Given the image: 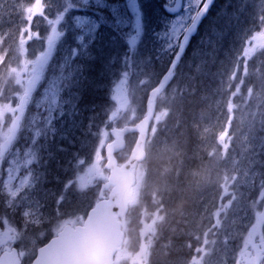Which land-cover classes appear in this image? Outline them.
Instances as JSON below:
<instances>
[{
  "label": "rangeland",
  "instance_id": "obj_1",
  "mask_svg": "<svg viewBox=\"0 0 264 264\" xmlns=\"http://www.w3.org/2000/svg\"><path fill=\"white\" fill-rule=\"evenodd\" d=\"M225 1L216 4L212 18L218 14V5ZM239 1L242 5L252 1L255 9L243 11L238 7L233 16L237 19L238 42L248 57V65L236 70L229 81L232 78L251 81L250 69L254 68L251 60L264 51V0ZM64 2L0 0V210L3 214L0 211V253L18 246L24 264H29L36 248L61 227L82 222L91 198L93 204L98 199V191H94L96 170L105 174L104 146L110 141V128L116 126V119H121L123 126L128 119L138 117L137 111L149 88L161 78L176 52L168 49L165 39L174 19L163 7L165 0H140L144 32L136 50L128 53L125 39L104 28L100 54L109 69L101 73L89 66L82 75L72 78L74 65L69 50L75 47L72 43L75 29L67 18L58 23ZM109 3L123 6L126 0H109ZM226 7H222L225 14ZM121 10L127 12L124 7ZM240 18L256 25L254 35L247 38ZM60 31L65 36L58 40ZM128 31L124 29L125 33ZM228 34L227 31L220 36L221 47L224 46L221 55H231L230 64L235 67L232 55L238 52V42L232 45ZM110 43L108 48L103 47ZM111 52L117 59L109 56ZM186 65L187 60L177 75L189 73L184 69ZM172 90L170 87L159 99L157 122L145 145L151 159L167 148L158 133L163 129L159 124L165 119V104ZM250 94L249 90L243 94L228 91L215 103L216 109L212 107V118L205 119L201 114L203 134L199 135L194 151L197 155L217 156L227 168L222 173L213 171L207 180H198L200 184L193 186L198 190L190 214L193 217L179 234L188 238L187 245L181 246L180 241L155 242L152 225L156 219L139 223L135 216L128 215L124 222L130 226V237L118 248L114 264H160L157 261L160 251L170 264H245L241 256L247 238L260 241L263 236L264 241V234L260 236L258 227L253 225L264 216V170L257 169L253 175L246 171L247 165L254 166L257 161L264 165V96L257 92ZM84 97L91 105L98 106L88 121L85 113L94 110L90 104V107L84 105ZM236 108L241 110L236 112ZM81 144L85 145L84 151H80ZM64 156L67 163L77 165L75 195L64 184L53 185L60 173L73 175L68 167L61 172L62 164L53 166L54 160L59 161V157L63 160ZM80 162L83 164L79 165ZM134 173L144 174L145 168L138 166ZM257 184L258 198H250L249 193ZM200 191L204 197L199 195ZM199 226L201 229L197 231ZM184 246L190 250L188 253L170 254L171 249L177 252Z\"/></svg>",
  "mask_w": 264,
  "mask_h": 264
},
{
  "label": "bare ground",
  "instance_id": "obj_2",
  "mask_svg": "<svg viewBox=\"0 0 264 264\" xmlns=\"http://www.w3.org/2000/svg\"><path fill=\"white\" fill-rule=\"evenodd\" d=\"M229 5H232L231 8H234V10L229 11V14L227 13L217 18H211L208 20H207L208 15L206 14L201 22L203 23V25H201L198 31L191 37L192 45H187L186 47L188 51H192L193 50L192 46L196 48L198 41H200L203 48L206 49V52L202 50H200V52L193 50L192 52L187 53V57H186L187 62L188 63L195 62L197 65H203V64L208 65L211 62L214 66L219 68L216 69L215 72L210 71L209 74L206 75V79H205L206 83L203 84L204 88L201 89V91L194 93L193 95V98L196 99L197 107L196 109L193 107L192 112L196 113L198 107H200L198 111L204 109L203 112L202 111L198 112V116H202L201 114H203V117L205 119H208L213 115L212 107L216 109L215 103L218 100H220L223 96H226L227 92L230 91L231 88L227 85V83L229 82V76H233L236 70L237 71L241 70L242 66L246 67L248 65V57L245 53H243L242 44L238 42L239 26L235 22L237 19L233 18L234 13L232 12L237 10L238 7H241L242 9L240 10L243 11L246 10L245 8L254 10L255 6L252 1H246L244 5H242L241 1L239 0H234L233 3L226 0L225 2L218 5L217 8L218 14L223 13L222 7L224 6L229 7ZM241 21H242V25L243 24L245 25L243 31L249 32L251 28H253L254 30L257 28L255 24H250L246 19H241ZM202 28H204L203 31ZM211 28L213 30L209 31ZM227 31L230 33L228 34L229 39H231L230 43L232 45L233 44L237 45L238 42V45L236 46L238 52H235V54L232 55L234 56V63H236L237 65L235 67H233L230 64L229 58L231 57V55H229L228 57L221 55V53L224 51L223 49L224 46H222L223 48L221 47L223 41L220 42V38H221L220 36ZM110 45H112V43H110L109 45L105 44L103 47L108 48L106 46H110ZM217 52L218 54H216ZM111 54H113V52H111L109 56H111ZM251 62L254 68L264 76V55L253 59ZM237 81H239V78H236V82ZM255 85L258 88L260 95L264 96L263 94L264 80L263 82H256ZM83 102L85 106L90 107L91 104L89 103L88 98L84 97ZM170 102L171 101L168 100L167 103L169 104ZM211 104L212 105L215 104V105L211 106ZM96 106L97 105H91L94 111H91V113H85L86 121H88L90 115L92 116L93 113L97 112L98 106L97 107ZM224 115L226 116V113H224ZM201 120L199 127H201L203 124V121ZM221 123L222 121L218 122V124L220 125ZM132 134L133 133H131V135ZM202 134L203 132L201 129V131L199 130L198 134L196 135L197 140L199 139V135ZM84 146L85 145H83V148ZM160 155L163 156V162L160 165V168H158V170L161 173L159 175L161 176L160 182L162 187V191H160L159 196L165 205V209H164L165 225L162 228V236H163L162 242H168L169 244H171V242L180 241V243H182L181 246L182 245L186 246L188 243L186 242L188 238H185L184 236H181L179 234L180 232H183L181 230L182 227L184 228L185 226H187L186 221H189L193 217V215L190 214L192 213L191 209L196 205L195 198L197 195L196 191H198L195 190L193 186H198L200 184V182H197L198 180H202V179L207 180L208 175L205 171L202 172L201 167H196L193 170L192 173L193 178H189L185 174H181L179 171L181 170L182 160L181 159L178 160L177 157L174 158L173 146L166 148ZM205 157L208 160V166L212 170L222 173L227 168L226 166H224V164L221 163V161L217 158V156L215 155L210 156L206 154ZM253 164L254 166H248V165L246 166V171L248 172V174L253 175L255 170L257 169H259L260 171L264 170V165L261 162L257 161ZM173 171L177 173L176 176H174ZM180 176L184 180L183 182L187 183V185L185 184L183 185L180 183V181H182L180 179ZM173 186L176 187V189H174L173 196H175L178 200L173 199V196L170 197L171 192L169 190L172 189L171 187ZM256 191H257L256 188L253 187L249 193V196H255V198H258V196L256 195ZM199 195L201 197L203 196L201 191L199 192ZM175 201L177 202L174 205V207L172 209L171 207L168 209L169 203H173ZM149 202H150L148 204L149 208H152L153 203L151 201ZM196 229L197 231H199L201 229V226H199L198 228L196 227ZM185 246L177 252L171 249L170 254L174 256V255H179L180 253L183 252L188 253V251L190 250ZM167 259H165V257L162 256L161 251L158 252V257H157L158 263L170 264L171 262L168 261ZM171 259L174 260V257H171Z\"/></svg>",
  "mask_w": 264,
  "mask_h": 264
},
{
  "label": "water",
  "instance_id": "obj_3",
  "mask_svg": "<svg viewBox=\"0 0 264 264\" xmlns=\"http://www.w3.org/2000/svg\"><path fill=\"white\" fill-rule=\"evenodd\" d=\"M180 57L177 52L167 73L149 92L145 116L134 125L110 130L112 139L105 145L104 165L110 171L109 176L101 186L100 200L88 211L84 223L76 227L65 225L57 236L38 249L32 264H112L113 254L123 238L119 217L127 213L130 189L136 182L132 169L146 157L144 143L154 116L155 100L169 83ZM129 133H137V137L127 160L119 165L115 154L125 148V136ZM111 185L105 196L104 189ZM0 264H21L16 249L2 252Z\"/></svg>",
  "mask_w": 264,
  "mask_h": 264
},
{
  "label": "snow or ice",
  "instance_id": "obj_4",
  "mask_svg": "<svg viewBox=\"0 0 264 264\" xmlns=\"http://www.w3.org/2000/svg\"><path fill=\"white\" fill-rule=\"evenodd\" d=\"M211 3L212 0H165L163 7L174 18L171 32L165 35L170 51L176 49L179 55H183L190 37L197 31ZM122 7L127 9L126 13L122 12ZM66 18L75 29L72 34L75 47L69 50V57L74 65V70L70 73L72 78L77 74L82 75L88 66L101 73L109 69L100 54V44L105 39L104 28L125 39L128 53L136 50L144 32V13L140 0H126L123 6L109 3V0H65L58 23L61 24ZM124 29L129 31L125 33ZM64 36L65 33L60 31L58 40ZM68 63L66 60L65 64Z\"/></svg>",
  "mask_w": 264,
  "mask_h": 264
},
{
  "label": "trees",
  "instance_id": "obj_5",
  "mask_svg": "<svg viewBox=\"0 0 264 264\" xmlns=\"http://www.w3.org/2000/svg\"><path fill=\"white\" fill-rule=\"evenodd\" d=\"M231 6L232 5H229V9L231 8ZM209 18L210 17H208L207 20ZM189 45H192V41ZM194 50H196L197 52H200V50L206 52V49L203 48L202 44L197 45V47ZM187 53H190V51L186 50V52L184 53L183 57L181 58L180 63L178 64L176 68L173 80L171 82V87H173L172 95L171 94L169 95V100L171 102L169 104L168 103L165 104L167 113H166L165 119L162 122V124L164 125V127H166L167 133H165L166 129L159 133H160V139L165 141L166 144L170 145V147L173 146V148L176 149L174 152V158L177 157L178 160L180 159L182 160L181 170L179 172L181 174H185L189 178H193L192 173L196 167H201L202 172L206 171L207 170L206 168L208 167L207 166L208 160L206 159L205 156L201 154L198 156V158L195 157L196 152L194 151V148L197 144L196 135L199 132L200 120L202 118V116H198V112L199 111L203 112L204 109L198 111V109L200 108L198 107L196 113L192 112L193 107L195 109L197 107L196 99L193 98V95L194 93L199 92L201 91V89L204 88L203 84L206 83L205 81L206 75H208L210 71L215 72V70L219 68L214 66L211 62L208 65H205V64L197 65L195 62L194 63L187 62V65L184 69L189 71V73L187 75L185 74L184 76L183 74H181V76L179 74L177 75V72L179 71L180 67L185 63ZM99 97H101L102 99L101 93L99 94ZM144 106H145V101L143 100L139 110L137 111L136 116L139 117L141 116V114L144 113ZM159 108H160V102L157 101L158 111H160ZM137 118H135L134 120L128 119L129 122L128 123L125 122V123L132 124L134 123V121L137 120ZM122 123L123 122L121 121V119H116L114 121V125L116 126H121ZM132 140H133V135H130L127 137V148L121 154H119V159H120L119 161H121V159H124L125 153L127 152L128 147L131 145ZM54 149H56V147ZM80 151H84L82 144L80 145ZM58 160L59 161L54 160L53 166L54 167L61 166L62 164L61 172L63 171L64 167H68L70 172L73 173V175L70 174L69 172H66V176L60 173V175L56 177L53 185L56 187L57 185L63 186L64 184V186L65 187L67 186L69 189H71L73 195H75L76 193L74 190V184H76L75 180H77L78 178L77 177L78 174L75 168L77 165L73 166L74 163L72 164L67 163V161L65 160V156L63 160L60 157ZM83 160H85V158ZM148 160H151L148 164V167H146L149 178L142 192V200H140L139 204L136 205L137 207L136 211L138 212L139 216L142 214V209L146 211V214L148 216L151 215L153 211H151V208H149V205H148L150 203L149 201L153 202L156 199H161L159 197V193L160 191H162L161 182H160L161 176L159 175L161 173L158 170V168H160V165L163 162V156L159 155V156L153 157L152 159L148 158ZM82 164H83L82 162L79 163V165H82ZM74 169H75V172H74ZM173 173H174V176L177 175L176 172L173 171ZM59 179H62V181ZM180 179L182 180L180 181L181 184L187 185V183L183 182L184 180L181 178V176H180ZM99 184H100V180L96 178L94 191H96L99 188ZM171 188L172 189L168 188L170 189L169 191L171 192L170 197L173 196V192H174V189H176V187L173 186ZM173 199L178 200L175 196H173ZM176 202L177 201L173 203H169L168 209L170 207L172 209L174 205L176 204ZM161 206L165 209V205L161 204ZM164 225H162V228ZM162 228H161V232L159 235V238L161 240H163Z\"/></svg>",
  "mask_w": 264,
  "mask_h": 264
},
{
  "label": "flooded vegetation",
  "instance_id": "obj_6",
  "mask_svg": "<svg viewBox=\"0 0 264 264\" xmlns=\"http://www.w3.org/2000/svg\"><path fill=\"white\" fill-rule=\"evenodd\" d=\"M247 240L245 242V255L243 256L245 264H264L263 236L260 238V241Z\"/></svg>",
  "mask_w": 264,
  "mask_h": 264
}]
</instances>
